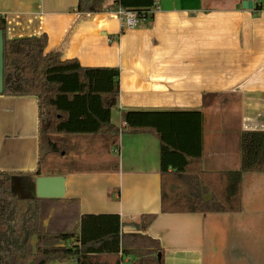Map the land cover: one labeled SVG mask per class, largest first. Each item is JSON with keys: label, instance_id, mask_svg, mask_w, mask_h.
Here are the masks:
<instances>
[{"label": "crops", "instance_id": "obj_1", "mask_svg": "<svg viewBox=\"0 0 264 264\" xmlns=\"http://www.w3.org/2000/svg\"><path fill=\"white\" fill-rule=\"evenodd\" d=\"M77 1L0 0L6 34L46 33V51L118 67L117 127L126 110L201 111L203 169H239L241 132L264 131V0L252 9L242 0H157L151 16L127 30L114 12L78 13ZM110 138L72 139L79 145L72 159L99 171L42 176L62 177L61 198H77L81 214H118L122 233H141V215H155L143 232L160 241L164 264H264V173H243L239 212L164 214L158 138ZM38 147L36 99L0 95V170H35ZM35 179H28L34 190Z\"/></svg>", "mask_w": 264, "mask_h": 264}, {"label": "trees", "instance_id": "obj_2", "mask_svg": "<svg viewBox=\"0 0 264 264\" xmlns=\"http://www.w3.org/2000/svg\"><path fill=\"white\" fill-rule=\"evenodd\" d=\"M156 2L78 0L76 11L101 13L122 8L147 19ZM0 30L1 96L36 99L39 137L35 170H0V264H164L160 241L143 232L154 220L153 214L141 215V233H122L118 214H81L77 198L20 196L13 190L12 179H34L43 175L44 163L51 166L56 156L79 152L73 138L80 142L83 136L150 133L160 142L161 213L241 210L243 173H264V131L241 132L239 169L204 170L201 111L126 110L117 127L111 122V111L118 105V67L82 66L74 58L63 59L58 51H46V33L9 38L3 15Z\"/></svg>", "mask_w": 264, "mask_h": 264}, {"label": "water", "instance_id": "obj_3", "mask_svg": "<svg viewBox=\"0 0 264 264\" xmlns=\"http://www.w3.org/2000/svg\"><path fill=\"white\" fill-rule=\"evenodd\" d=\"M253 0H242L243 9H252ZM3 92V31L0 30V95ZM60 176H38L35 179V195L40 198H61L63 189ZM160 256V254H159Z\"/></svg>", "mask_w": 264, "mask_h": 264}, {"label": "rangeland", "instance_id": "obj_4", "mask_svg": "<svg viewBox=\"0 0 264 264\" xmlns=\"http://www.w3.org/2000/svg\"><path fill=\"white\" fill-rule=\"evenodd\" d=\"M110 139H112V138H110ZM54 161H56V163L51 165V166L49 164L44 163V165H43L44 173L47 172L46 171L47 169H50L51 171H54V172H59V171H63V170H74L75 168H77L79 166H81V167H87L88 166V164L87 165L80 164L79 162H77V159H72L70 154L67 157L56 156L54 158ZM91 164H92V162H91ZM94 164H96V160H95ZM93 168L94 169H91V167L89 165L87 168H85L83 170H86V171H89V170L99 171L100 170V167H98L97 165H94ZM78 170H80V169H78ZM28 179L24 178V177H16L15 178L14 190L16 192H18V194H20L21 196H34L35 195V190L33 189V186L30 183H28L29 182ZM17 182H18V184H17Z\"/></svg>", "mask_w": 264, "mask_h": 264}, {"label": "built area", "instance_id": "obj_5", "mask_svg": "<svg viewBox=\"0 0 264 264\" xmlns=\"http://www.w3.org/2000/svg\"><path fill=\"white\" fill-rule=\"evenodd\" d=\"M156 8L157 5L155 4L152 9L148 10V14H152ZM114 14L118 18L122 30L139 27L146 20L142 15L140 16L139 13L122 8H118L114 11Z\"/></svg>", "mask_w": 264, "mask_h": 264}]
</instances>
